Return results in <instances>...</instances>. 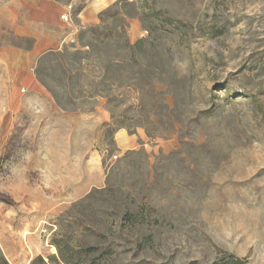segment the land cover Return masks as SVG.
<instances>
[{
    "label": "rangeland",
    "instance_id": "374dc122",
    "mask_svg": "<svg viewBox=\"0 0 264 264\" xmlns=\"http://www.w3.org/2000/svg\"><path fill=\"white\" fill-rule=\"evenodd\" d=\"M100 1L33 66L53 112L0 85V264H264V0Z\"/></svg>",
    "mask_w": 264,
    "mask_h": 264
},
{
    "label": "crops",
    "instance_id": "0c3cea01",
    "mask_svg": "<svg viewBox=\"0 0 264 264\" xmlns=\"http://www.w3.org/2000/svg\"><path fill=\"white\" fill-rule=\"evenodd\" d=\"M65 5L66 0H0V85H10L15 108L39 107L45 115L56 108L37 81L33 66L42 55L69 38L72 25L61 19ZM101 8L100 0L88 2L78 14L82 20L81 26L76 25L78 31L87 22L95 21ZM20 88L26 94H20ZM114 139L120 150L136 149L141 135L119 130ZM101 185L99 177L90 187Z\"/></svg>",
    "mask_w": 264,
    "mask_h": 264
},
{
    "label": "trees",
    "instance_id": "16d2710c",
    "mask_svg": "<svg viewBox=\"0 0 264 264\" xmlns=\"http://www.w3.org/2000/svg\"><path fill=\"white\" fill-rule=\"evenodd\" d=\"M146 40H140L133 46H129L133 51L143 50ZM132 215V214H131ZM130 216V213H127L124 219ZM56 247L58 253L65 264H100L97 262L99 257H93L99 251L97 247H89L84 250L74 251L72 248L65 246V243L61 244L59 241L56 242ZM229 264H238L241 261L238 259H229Z\"/></svg>",
    "mask_w": 264,
    "mask_h": 264
},
{
    "label": "built area",
    "instance_id": "2783aa9c",
    "mask_svg": "<svg viewBox=\"0 0 264 264\" xmlns=\"http://www.w3.org/2000/svg\"><path fill=\"white\" fill-rule=\"evenodd\" d=\"M61 19L66 22L71 24V28L69 31V41L66 40L64 43H75V28H73V19H74V0H67V3L65 5V9L61 14Z\"/></svg>",
    "mask_w": 264,
    "mask_h": 264
}]
</instances>
